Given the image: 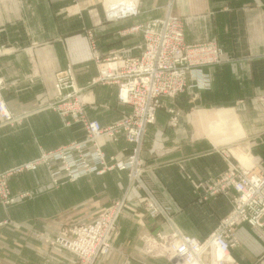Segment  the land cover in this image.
<instances>
[{
  "label": "crops",
  "instance_id": "obj_1",
  "mask_svg": "<svg viewBox=\"0 0 264 264\" xmlns=\"http://www.w3.org/2000/svg\"><path fill=\"white\" fill-rule=\"evenodd\" d=\"M95 1L0 0L2 94L11 111L23 119L16 126L4 125L0 120V169L84 137L82 124L67 125L58 112L46 107L55 94L56 73L69 64L77 83L84 87L83 96L90 102L86 106L89 118L107 125L128 111L129 106L117 98L116 84L88 86L99 68L87 30H93L101 56L118 50L125 56L137 55L142 37L136 38L132 27L164 15L172 2L176 14L183 18L186 42L216 38L234 56L229 62L207 66L206 75L189 76L186 91L178 97H163L164 106L148 127L144 141L143 155L150 164L146 179L159 200L176 212L178 228L204 238L230 212L232 202L229 196L220 194L203 200L192 183L214 180L230 163L255 171L264 166V0H138L137 16L118 20L102 16L100 26H94L90 9ZM170 107L180 110L177 126L169 123ZM222 113L232 115L236 123L232 125L230 118L224 121ZM127 145L122 138L105 149L120 152ZM46 179L49 181L48 176ZM89 181L86 176L36 196L38 204L44 199L52 203L56 209L50 218L53 221L43 217L26 219L23 226L30 231L53 229L54 220L60 219L62 212L67 214L79 206L92 211L94 206H105L115 198L95 201L89 196L79 203L75 198L61 201L62 195H71ZM44 182L40 179L38 184ZM122 193L121 188L117 197ZM129 197L113 249L95 264H171L162 257H148L140 249L143 232L162 228L168 231L169 227L144 213L138 190L133 189ZM6 218L0 205V224ZM236 232L238 242L231 256L237 264H264V226L244 222ZM30 240L37 244L26 247L21 264L75 263L66 252L57 255L39 246L33 237Z\"/></svg>",
  "mask_w": 264,
  "mask_h": 264
},
{
  "label": "rangeland",
  "instance_id": "obj_2",
  "mask_svg": "<svg viewBox=\"0 0 264 264\" xmlns=\"http://www.w3.org/2000/svg\"><path fill=\"white\" fill-rule=\"evenodd\" d=\"M116 0L108 1V0H96L94 6H90V9H92V15L94 16L93 23L94 26H100V22L103 18L107 17L110 20H116L113 18L108 17L109 12L112 11L114 8ZM139 2V1H138ZM140 10V8H139ZM108 15V16H107ZM168 15H172L174 17H177L178 21L181 24V29L183 32V39L184 42L187 45H194V44H204L210 45L212 42L215 44L218 48V50L221 51L222 58H218L217 60H203L198 61L196 64L189 61V59L184 56L185 59H181L184 61V67L187 70V78L189 76L191 78H197L198 75H206L204 73V70L207 66L214 65V64H223L226 62H229L231 60H234V56H231L228 54V52L223 48L222 44L217 40L216 38H212L209 40H203L198 42H186L185 41V34H184V22L182 16L176 14V12L173 9L172 2H169L166 6V12L162 16H157L149 19L148 21L138 24L132 27V31L136 32V38L140 39V43L137 45V50H139V53L137 55H131V56H125L121 52L123 51H115L114 53H110L106 56H101L97 49L96 41H94L93 38V30L88 29L87 34L89 38L91 39V49L93 53V58L97 61L99 72L100 68L102 67V63L110 58L115 57L116 55H121L125 57H142L146 50L145 47V31L144 28L150 23L153 22L156 19H163ZM163 23L159 24V29H162ZM140 26V27H139ZM134 27H138L136 29H133ZM162 27V28H161ZM141 33V34H140ZM142 35V36H141ZM142 46V47H141ZM200 53H203V51H200ZM71 67L76 79L75 71L73 67L69 64L64 69L58 71L56 73V79L57 80V74L60 72H63L64 70H67L68 67ZM181 66V65H180ZM98 72V74H99ZM98 74L95 76L97 77ZM93 77L91 81H89L88 86H93L95 84H116L118 86V92H119V84L113 80L108 79L107 82H96L93 83ZM206 79H208L206 76H204ZM76 84L79 87V96L82 98L84 87L80 86L77 83ZM55 88V83H54ZM2 89H3V83H2ZM187 89V80H186V87L185 90H182L179 94L175 96H170L167 94H161L157 101L158 107L156 110V117L154 122L149 123L146 126L145 132L143 134L142 139L140 140V144L135 141H132L129 139L127 135V131L125 129L126 126H122L119 124L120 122L124 123L121 120H124L125 118H128L126 120V123H131L132 125H135V120H133L134 116V105L128 104V103H122L118 97L117 98L121 104H125L129 106V110L125 111L122 116L115 120L114 122L104 125L102 124L98 119L95 118H89L86 113V106L90 102H85L83 106L80 109H74L73 110H67L65 108V105L67 104L68 100H72V102H75V96L70 97V92H67V89L64 88L62 94L56 95V89L54 97L51 99V101L46 106L47 108H51L58 112V114L65 120V123L67 125L73 124V123H80L82 124L85 135L82 138L73 140L67 144H63L54 150H44L41 152V154L36 157H42L44 155H47L48 157L45 158L43 161L38 163L33 168H20L24 163L33 161L36 158H33L31 160L18 163L14 166H11L9 168L0 169V205L2 206L3 210L5 211L7 218L4 222H1L0 224V264H21L22 262V253L26 249L27 246H30V244L36 245L37 243L34 242V240H30L31 237H33L35 240L39 241V246H42L46 251L49 252H66L70 256H73L75 259L74 264H83L85 256L84 254L78 252L76 249H74L71 245V242L78 237V230H80V227L83 225H90V224H96L97 219L102 216L103 211L106 212L107 218H109V215L114 214L115 210L111 209L112 207L120 204V202H123L122 209H120L118 215L115 217L114 220V226L110 232L109 241L111 244V249L107 253L99 254L95 260H92L90 264H95L96 260L100 258L101 256H105L110 253V251L113 249V239L114 235L118 231V224L121 216L123 215L125 209L127 208L129 199H130V193L133 191V189L138 190L139 192V200L140 204L143 208L144 213L150 218V219H156L161 220L162 223L168 225L169 230L165 231L162 229H155L152 231H145L140 235V242L141 246L140 249L143 251V253L151 258H165L168 260L171 264H175V261L170 260L167 258V256L160 255V251H158L155 248H148L149 242L146 239V235H150L153 238H156L158 241V245L163 248L164 245L172 243L173 237L177 238L182 235H189L185 232H183L175 223V216L176 212L173 211L169 206L164 205L158 198V195H156V190L153 188V186L148 182L146 179V172L148 171L150 164L147 162L146 158L143 155L144 151V141L145 136L148 130V127L155 123L157 118V112L160 108L164 106L163 103V97H171L176 98L180 94L184 93ZM2 91V90H1ZM155 99V98H154ZM153 99V103H154ZM170 118L169 123L171 126H177L179 123V117H180V110L176 107H170L168 108ZM228 116V117H225ZM225 117V118H224ZM232 115L227 113H222V118L224 121L227 122V119H232L234 122L235 119L231 118ZM176 119L173 121V119ZM22 118L19 120H16L14 122H8L1 120L3 124H10L12 126H16L22 123ZM93 120H97L100 124V126L104 129L108 128H114L113 131H110L109 129L106 131L107 133H112L111 138L106 139V137H103L102 135L96 136L98 138H94L91 131L88 129V123L92 122ZM89 121V122H88ZM236 122H234L235 124ZM233 125V124H232ZM127 128V127H126ZM218 125L215 124V131L218 130ZM105 132V133H106ZM122 138H124L127 142V146L121 148L120 152H108L105 149V146L107 144H116L118 143ZM76 143H80V148H72L69 151H67V157L63 158L56 152L60 149L68 148V146L75 145ZM97 147H99L100 151L97 150ZM70 148V147H69ZM137 153L138 163L136 161V165H133V158ZM101 155L104 156V158L101 159ZM228 158V156H226ZM233 166H237V169L239 171L250 170L252 169L244 167L240 163H230L229 168L222 174H220L218 177H216L214 180L211 181H205V182H199L192 185L196 190L199 191V197L203 200H207L212 195H225L229 196L230 200L232 202V209L230 212L221 218L219 224L216 226V228L208 234L204 238H200L201 240H205L207 237L213 235L214 233H217L218 231H223L226 233L227 236V242H228V249L229 253L231 255L232 248L237 244L238 242V236L236 232V228L238 225L247 222L253 226H264L263 225H254L250 223L248 220H239L235 223L228 225L226 224V219L228 216L233 212V207L235 205V198L238 195V192L236 190V187L232 183H226L225 187L223 189H220L218 191H212L213 185H221L223 182V177L227 172H230L231 168ZM18 167V168H16ZM11 169V170H10ZM8 170H10L8 173H6ZM137 176L134 178L133 176ZM74 175V177H73ZM240 173L237 172L235 175V179L239 180ZM49 177V181L46 179V177ZM89 177V183L82 188H77L76 192L66 193L62 195L61 201L67 203L69 199L77 201L79 203L83 199L87 197H92L95 201L97 199H101L105 197V199L108 197H115L113 200H111L109 203H107L105 206H94V209L92 211H88L85 209H82V206H79V208L75 210H70L65 212L60 219L54 220L56 222V225L53 229L51 228H45L43 230H31L28 229L26 226H23L22 223L23 220L26 219H34L43 217L44 219H48L50 221V218L52 215L56 213V209L52 207V203L47 199H44L43 202L40 204L36 201V196L41 195H47L48 192L52 188H58L62 184L65 183H72L76 182L79 179L83 177ZM40 179L45 180L44 184H38ZM221 182V183H220ZM123 185V187H121ZM121 188L123 189V193L120 197H117L120 193ZM62 197H64L62 199ZM117 197V198H116ZM75 198V199H74ZM151 198H153V203L151 202ZM104 199V198H103ZM155 203V204H154ZM24 204V205H23ZM157 205V206H155ZM159 206V207H158ZM39 215V216H38ZM164 235H166L164 237ZM165 252V251H164ZM150 253L152 255H150ZM59 255V253H57ZM230 264V263H225ZM231 264H237L236 260L232 258Z\"/></svg>",
  "mask_w": 264,
  "mask_h": 264
},
{
  "label": "built area",
  "instance_id": "obj_3",
  "mask_svg": "<svg viewBox=\"0 0 264 264\" xmlns=\"http://www.w3.org/2000/svg\"><path fill=\"white\" fill-rule=\"evenodd\" d=\"M110 18L117 19L120 18V16L118 15L117 17ZM160 23H163L162 27L166 26L159 29ZM136 28L138 27H134L133 29ZM144 31L146 36L145 47L147 51L142 57L116 55L102 63L103 65L100 68L98 76L93 79V83L107 82L108 79L115 80L119 84L118 97L120 101L122 103L134 105V116H136V118L133 117V120H135L136 124L132 125V122L130 124L126 123L128 118L121 120L124 123L120 122L119 124L121 127L126 126L127 128L125 127V129L129 139L139 144L146 126L155 120V113L159 103L157 101L158 97L161 94L175 96L182 92V90H185L187 70L183 66L184 61L181 59H185L184 56L186 55L189 61L196 64L198 61L217 60L218 58H222V56L220 57L221 51L218 50L213 42L206 46L204 44L187 45L183 39L181 24L177 17L172 15H168L161 20L156 19L150 22L144 28ZM200 51H203V53H200ZM76 86V79L70 66L67 70L57 74V80L55 82L56 95L62 94L64 88L67 89V92H70V97L77 94L75 96V102H72V100L66 102L65 108L67 110L74 111V109H80L85 103L83 98L78 95L79 87L77 89ZM124 88L128 89L129 97L128 95L124 96L122 94ZM0 90H2L1 79ZM1 99L2 96L0 93V118L8 122L19 120L20 118L9 115L3 110ZM175 120L174 118L173 121ZM88 129L91 131L94 138H98L96 136L103 134L102 136L106 137V139L111 138L112 134L106 131L108 129L110 131L114 130L112 127L108 129L102 128L97 120L89 122ZM80 147V143H76L75 145L68 146V148L60 149L56 153L66 158L67 151L72 148L78 149ZM97 150L100 151L99 147H97ZM137 156L136 153V155L132 157L134 166H137L136 161L138 163L139 157ZM47 157V155H44L33 161L26 162L20 168H33ZM102 158H104L103 155H101V159ZM237 172L240 173L239 180L235 179ZM136 176L137 174L133 177L135 178ZM222 179V184L218 186L214 184L211 189L212 191H218L223 189L226 183H232L238 192L235 198L233 212L228 216L225 223L231 225L236 221L245 219L254 225H263L264 166L257 171L244 169L242 172L237 169V166H233L230 172H227ZM153 201V198H151L152 203ZM123 205V202H120V204L111 208L113 210L116 209L113 216L109 215V218H107L105 215L107 211H103V215L97 219L96 224L83 225V227H80L77 234L78 237L71 242V245L78 252L84 254L85 259L83 264H90L99 254L107 253L111 249L109 234L114 226L115 217L118 215ZM165 236L166 235H164V237ZM146 239L149 242L148 248L157 249L160 251V255L167 256L170 260L175 261V264H195L191 262L193 257H197L198 260H201V264H204L203 260L206 256L209 257L210 264H213V253H198V245L202 246L203 243L208 240L213 243H220L222 247L226 249L227 253H229L227 236L223 231L214 233L207 237L206 240H201L200 238L196 240L189 235H182L177 238L173 237L172 243L164 245L163 248L158 245L156 238L146 235ZM179 241H182V243L186 245L181 246L182 244H180L177 246L175 243ZM208 243L211 245V242ZM150 255L152 254L150 253ZM231 262L232 260L230 262L223 261L222 259L219 260V264H231Z\"/></svg>",
  "mask_w": 264,
  "mask_h": 264
},
{
  "label": "bare ground",
  "instance_id": "obj_4",
  "mask_svg": "<svg viewBox=\"0 0 264 264\" xmlns=\"http://www.w3.org/2000/svg\"><path fill=\"white\" fill-rule=\"evenodd\" d=\"M108 1H112V0H108ZM140 13L139 10V5H138V0H116L115 4H114V8L112 9V11L109 12V16L108 17H117L118 15L120 16V18H113V19H123L126 18L128 16H137ZM76 88L78 89V86H76ZM1 96H2V107L3 110L5 112H7L9 115H14L17 118H21L20 116L15 115L10 107L8 106L7 101L5 100V98L3 97L2 91L0 90ZM122 94L124 96L129 97V93H128V89H123ZM83 100L85 102H88L84 96H82ZM0 120H3L2 118H0ZM236 122V121H235ZM231 124H234V122H231ZM192 238H195L196 240H198L197 237L195 236H191ZM206 240V239H205ZM199 242V241H196ZM211 242V245L208 243ZM177 246L182 244L186 245L185 243L183 244L182 241H179L177 243H175ZM210 245V246H209ZM209 246V247H208ZM199 249H198V253L202 254V253H213L214 258H213V264H219V260H223V261H227L230 262L232 260V256L227 253L226 249H224L222 247V245L218 242L213 243L212 241L208 240L205 243H203L202 246L198 245ZM219 258V259H218ZM192 263L195 264H201V260H198L197 257H193L191 260ZM204 264H210V259L208 256H206L203 260Z\"/></svg>",
  "mask_w": 264,
  "mask_h": 264
}]
</instances>
